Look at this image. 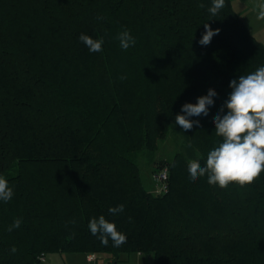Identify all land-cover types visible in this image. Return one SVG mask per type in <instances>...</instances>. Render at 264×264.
Wrapping results in <instances>:
<instances>
[{
	"label": "trees",
	"instance_id": "obj_1",
	"mask_svg": "<svg viewBox=\"0 0 264 264\" xmlns=\"http://www.w3.org/2000/svg\"><path fill=\"white\" fill-rule=\"evenodd\" d=\"M211 5L0 0V176L14 191L0 201V264L67 252L149 253L153 264H264V174L222 189L207 176L191 181L187 170L192 159L204 166L221 140L213 117L230 82L264 66V44L232 0L215 16ZM205 24L220 30L207 46L199 43ZM124 30L136 40L126 51L117 39ZM81 34L103 38V50L90 53ZM209 89L217 93L209 114L189 117L199 124L183 130L176 115ZM170 133L182 137L183 151L154 162ZM139 155L168 167L166 193L145 189ZM120 204L123 212H109ZM100 215L127 236L125 244L105 246L91 234L89 221ZM17 218L21 226L9 232Z\"/></svg>",
	"mask_w": 264,
	"mask_h": 264
},
{
	"label": "clouds",
	"instance_id": "obj_2",
	"mask_svg": "<svg viewBox=\"0 0 264 264\" xmlns=\"http://www.w3.org/2000/svg\"><path fill=\"white\" fill-rule=\"evenodd\" d=\"M224 3L225 0H212V5L208 8L209 13L217 15L224 7ZM199 7L203 8L204 5L200 4ZM257 19L264 20V5H260ZM204 27L205 33L199 43L207 46L220 30H213L208 24ZM117 39L125 51L136 43L128 30L120 32ZM79 40L90 53L103 50V38L93 39L89 35L81 34ZM229 87L231 92L220 109V113H223L226 107L227 113L224 115L217 113L213 117L215 134L221 138L220 142L207 153L204 166H201L199 159H192L188 161L187 168L191 181L207 176L209 185L222 189L227 188L231 182H236L240 187L251 185L264 174V66L246 75H240L238 80L230 82ZM215 96H217L215 90L209 89L207 95L198 97L195 104L185 103L181 108L185 114H177L175 123L185 131L191 130L199 121L190 120L189 117L207 116L209 106L214 104ZM13 197V188L9 186L4 176H0V201L7 203ZM124 207L123 204L110 207L109 212L119 214L124 211ZM21 223L22 220L17 218L7 230L11 232L14 228H19ZM88 227L91 234L97 236L105 246L108 245L109 239L114 247H120L127 242V236L103 215L98 219H90ZM10 251L14 254L17 249L13 246Z\"/></svg>",
	"mask_w": 264,
	"mask_h": 264
},
{
	"label": "rangeland",
	"instance_id": "obj_3",
	"mask_svg": "<svg viewBox=\"0 0 264 264\" xmlns=\"http://www.w3.org/2000/svg\"><path fill=\"white\" fill-rule=\"evenodd\" d=\"M232 5L234 10L244 19L249 31L264 44V20L257 19V15L260 11V5H264V0H232ZM245 6L249 8V6L253 7L255 11L247 9ZM253 11V12H252ZM258 12V13H257ZM257 13V14H256ZM184 141L182 137L173 135L170 133L165 139L159 141L158 149L154 153L153 160H165L170 159L176 152L183 151ZM136 162L139 167L140 177L143 183V186L148 191H153L154 182L152 180L151 174L154 172L156 165L154 162L149 160L148 157H142L139 155L136 159ZM167 167V166H163ZM160 168L157 167L156 170ZM168 169V167H167ZM72 254L74 255L75 260L74 264H93L86 262V257L84 253L80 252H67V253H55L51 255H47L50 259H52L51 264H70L68 260L65 258L66 255ZM88 255V254H87ZM137 254L136 252H125L118 255V257L114 258V264H153V256L152 254H142L140 256V262L136 261ZM88 261V260H87ZM109 260H107L106 255H102L98 260L94 262V264H107ZM112 263V264H113ZM37 264H44L39 262Z\"/></svg>",
	"mask_w": 264,
	"mask_h": 264
},
{
	"label": "built area",
	"instance_id": "obj_4",
	"mask_svg": "<svg viewBox=\"0 0 264 264\" xmlns=\"http://www.w3.org/2000/svg\"><path fill=\"white\" fill-rule=\"evenodd\" d=\"M152 180L154 182V194H164L168 190V169L167 167H161L155 170L152 174ZM98 255L95 253H91L87 255L88 262L94 263V261L97 259ZM39 262H46L47 256L44 253H41L38 256Z\"/></svg>",
	"mask_w": 264,
	"mask_h": 264
},
{
	"label": "crops",
	"instance_id": "obj_5",
	"mask_svg": "<svg viewBox=\"0 0 264 264\" xmlns=\"http://www.w3.org/2000/svg\"><path fill=\"white\" fill-rule=\"evenodd\" d=\"M232 7H233V5H232ZM247 9H251V10H253V11H255L254 10V8L253 7H251V6H249V8L247 7V6H245ZM234 9V8H233ZM250 10V11H251ZM252 11V12H253ZM236 12V11H235ZM237 13V12H236ZM258 13V12H257ZM256 13V14H257ZM238 14V13H237ZM239 15V14H238ZM239 17L242 19V21L245 23V21H244V19L239 15ZM245 25H246V23H245ZM247 26V25H246ZM248 28V27H247ZM249 30V29H248ZM251 33V32H250ZM252 34V33H251ZM253 35V34H252ZM254 36V35H253ZM255 37V36H254ZM256 38V37H255ZM257 39V38H256ZM260 41V40H259ZM261 42V41H260ZM137 254V257H136V261H138V262H140V256L142 255V254H140V253H136ZM85 257H86V262H88L87 261V254H85L84 255ZM99 257H101V256H98L97 257V259L96 260H98L99 259ZM67 260H68V262L70 263V264H74V260H75V258L76 257H74V255H72V254H69V255H66V257H65ZM106 258H107V260H109L108 262H107V264H112L113 263V260H114V258L113 257H110V256H106ZM95 260V261H96ZM51 261H52V259H50V261H49V257H47V260H46V262H44V264H51ZM94 261V262H95ZM90 263V262H89ZM94 264V263H93ZM114 264V263H113Z\"/></svg>",
	"mask_w": 264,
	"mask_h": 264
}]
</instances>
